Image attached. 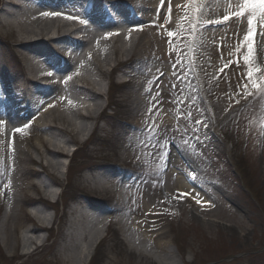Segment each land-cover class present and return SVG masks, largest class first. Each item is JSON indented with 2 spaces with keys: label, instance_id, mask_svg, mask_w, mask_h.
Segmentation results:
<instances>
[{
  "label": "bare ground",
  "instance_id": "bare-ground-1",
  "mask_svg": "<svg viewBox=\"0 0 264 264\" xmlns=\"http://www.w3.org/2000/svg\"><path fill=\"white\" fill-rule=\"evenodd\" d=\"M137 1L133 16L118 5H110L117 0L7 1L3 11L5 19L0 18V34L12 38L16 46L24 47V57L30 67L27 76L16 83H11L0 67V134L10 140V186L0 185V205L7 202L1 230L8 254L14 255L20 248L22 254L29 255L44 244L42 234L54 225L55 218L50 212L39 215L36 212L41 210L31 202L29 205L34 208H30V213L40 226L20 222L24 197L28 189L37 186L35 183L27 185L24 177L29 173L40 176L29 167L31 164L40 165L48 174L57 172L69 154L61 145L67 139L66 132L81 139L84 132L93 130L96 124L92 120L103 116L106 105L103 100L107 83L103 80L116 65L117 56L133 54L141 58L142 66L131 79L129 89L131 123L139 130L136 138L141 137L144 130L150 138L155 132L165 137L170 151L169 163H173L170 147L174 131L169 111L196 102L184 69L187 42L202 43L209 48L206 58L213 59L211 68L224 75V86L228 90L233 73L242 67L245 57L241 65L234 66L231 54L238 42L226 30L229 24L238 23L236 0ZM17 9L22 14L15 15ZM108 16H114L116 23L104 22ZM226 18H230L227 24L217 23ZM93 20L97 31L86 33L85 27ZM141 24L145 27L135 29ZM246 24V21L239 22V26ZM79 38L86 42L79 43ZM253 41L249 48L257 56L258 47ZM49 44L67 58L72 54L75 66H61L50 58L46 51ZM226 72H230V76ZM26 114H33L34 141L26 140V122L22 118ZM9 121L11 129L7 127ZM206 175L204 166L200 170H186L176 162L162 178L165 186L161 190L166 199L184 205L188 217L200 219L209 228L229 229L233 225L227 224L226 218L232 214L228 213L222 195L210 189ZM110 177L106 170L95 177L89 176L87 182L96 195L107 196L109 189L105 181ZM139 178L140 175H131L127 180L130 185L118 188L116 193L117 223L132 244L124 254L135 264H168L176 260L177 255L167 241L171 227L165 202L141 187ZM42 181L46 183L47 179ZM45 195L57 199L54 193ZM71 213L61 258L65 264H87L108 231L106 224L111 212L89 199L79 200ZM150 245L159 253V258L144 251L143 248Z\"/></svg>",
  "mask_w": 264,
  "mask_h": 264
},
{
  "label": "rangeland",
  "instance_id": "rangeland-1",
  "mask_svg": "<svg viewBox=\"0 0 264 264\" xmlns=\"http://www.w3.org/2000/svg\"><path fill=\"white\" fill-rule=\"evenodd\" d=\"M7 1L0 0L1 19H5L3 11ZM137 3V0H117L110 5H118L133 16ZM235 3L238 23L229 24L226 30L238 42L231 54L234 66L241 65V59H245L242 67L233 73L230 90L224 86V75L211 68L213 59L206 58L209 48L202 43L187 42L184 69L196 102L169 111L168 118L174 130L170 147L173 163L167 161L170 151L165 137L155 132L150 138L145 130L141 137H135L139 130L131 123L129 89L142 61L138 55L117 56L116 65L103 80L107 83L103 101L108 106L103 109L100 119L92 120L96 124L93 130L84 132L81 139L66 132L67 141L61 145L69 154L57 172L48 174L40 165L31 164L29 167L40 176L29 173L24 177L27 185L35 183L37 186L28 189L24 197L20 222L40 226L30 213V208H34L29 205L31 202L41 210L36 212L41 216L52 213V209L55 211L52 229H48V235L42 234L44 244L29 255L22 254L20 248L14 255L8 254L1 230L7 202L0 205V264H65L61 254L72 218L71 210L79 200L89 199L111 213L108 214V231L88 264H135L124 254L132 244L117 223L118 215L115 214L117 189L130 185L127 180L131 175H140L139 185L165 202L171 227L167 241L177 255L176 260L168 261V264H264V31L261 30L264 5H246L245 0H236ZM19 13L22 11L17 9L15 15ZM114 19V16H108L104 22L111 24ZM249 20L253 21L252 25L248 24ZM241 21H246V26H239ZM95 25L94 20L90 21L85 27L86 33L96 32ZM142 27L145 25L135 29ZM192 33L194 36L196 31ZM252 33L256 34L253 42L258 47L259 56L249 52L252 41L244 39ZM185 40H189L187 34ZM78 41L86 42L81 38ZM55 49L49 44L48 56L61 66L70 67L63 52ZM0 64L11 83L20 82L29 73L24 47L16 46L14 40L5 34H0ZM248 74H251V80L247 78ZM226 75L230 76V72ZM32 116L26 114L22 117L26 122V140L30 141H34L36 134ZM7 127L11 129L10 121ZM9 146L10 140L0 134V185L10 186ZM176 162L186 170H200L201 166L207 169L209 187L222 195L228 213L232 214L226 218V223L233 226L229 229L223 226L209 228L200 219L188 217L184 205L165 198L161 190L165 186L162 178ZM106 170L111 174L105 181L109 193L107 196L96 195L87 178ZM44 179H47L46 183H43ZM56 184L61 187V194L54 203L45 194L57 195L58 188L53 187ZM18 240L20 247V236ZM143 249L150 256L159 258V253L151 245Z\"/></svg>",
  "mask_w": 264,
  "mask_h": 264
},
{
  "label": "snow or ice",
  "instance_id": "snow-or-ice-1",
  "mask_svg": "<svg viewBox=\"0 0 264 264\" xmlns=\"http://www.w3.org/2000/svg\"><path fill=\"white\" fill-rule=\"evenodd\" d=\"M245 3H246V5H248V4L264 5V0H245ZM241 15H243V13H241ZM65 19H72V18H70V17H65ZM229 19H230V18H226L225 20L217 21V23H218V24H227ZM248 24H249V25H252V24H253V21H252V20H249V21H248ZM261 30L264 31V25L261 26ZM255 35H256L255 33H252L251 35H248V36L244 37V39L247 40V41H249V42H251V41L254 40ZM106 39H109V37H106ZM248 50H249V52L252 51L251 48H249ZM49 75H51V73H50ZM247 78H248L249 80H251V78H252V77H251V74H248V75H247ZM184 195H186V194H184Z\"/></svg>",
  "mask_w": 264,
  "mask_h": 264
}]
</instances>
